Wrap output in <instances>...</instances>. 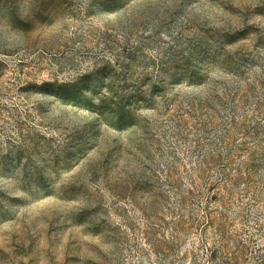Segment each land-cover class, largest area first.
<instances>
[{
  "label": "rangeland",
  "instance_id": "374dc122",
  "mask_svg": "<svg viewBox=\"0 0 264 264\" xmlns=\"http://www.w3.org/2000/svg\"><path fill=\"white\" fill-rule=\"evenodd\" d=\"M0 264H264V0H0Z\"/></svg>",
  "mask_w": 264,
  "mask_h": 264
}]
</instances>
